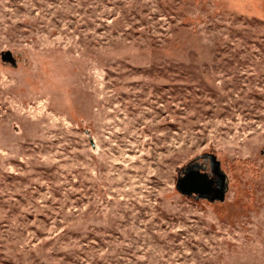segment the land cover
<instances>
[{
    "label": "rangeland",
    "instance_id": "rangeland-1",
    "mask_svg": "<svg viewBox=\"0 0 264 264\" xmlns=\"http://www.w3.org/2000/svg\"><path fill=\"white\" fill-rule=\"evenodd\" d=\"M0 264H264V0H0Z\"/></svg>",
    "mask_w": 264,
    "mask_h": 264
},
{
    "label": "water",
    "instance_id": "water-1",
    "mask_svg": "<svg viewBox=\"0 0 264 264\" xmlns=\"http://www.w3.org/2000/svg\"><path fill=\"white\" fill-rule=\"evenodd\" d=\"M196 165H191L184 170V176H179L177 181V190L182 195L194 198H205L210 193V184H205L204 175L193 174ZM201 182V184H199Z\"/></svg>",
    "mask_w": 264,
    "mask_h": 264
},
{
    "label": "flooded vegetation",
    "instance_id": "flooded-vegetation-1",
    "mask_svg": "<svg viewBox=\"0 0 264 264\" xmlns=\"http://www.w3.org/2000/svg\"><path fill=\"white\" fill-rule=\"evenodd\" d=\"M191 165H196V167L194 168L193 174L197 173L198 175V172H199V174L204 175V180L206 181L205 184L207 185L210 184L209 186H210L211 192L207 193L206 197L221 188L222 178L214 172L213 163H209L207 160H204V161L198 160L192 163ZM183 173H184V170L182 171L180 176H184ZM199 184H201V182Z\"/></svg>",
    "mask_w": 264,
    "mask_h": 264
}]
</instances>
